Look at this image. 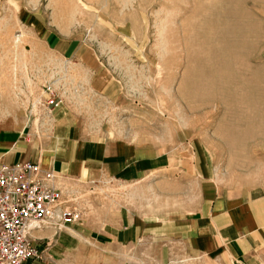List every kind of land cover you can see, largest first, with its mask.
<instances>
[{"label": "rangeland", "instance_id": "rangeland-1", "mask_svg": "<svg viewBox=\"0 0 264 264\" xmlns=\"http://www.w3.org/2000/svg\"><path fill=\"white\" fill-rule=\"evenodd\" d=\"M81 47L118 84L115 95L69 56ZM47 93L61 99L80 134L184 148L188 162L211 161L221 184H260L264 0H0V117L36 128L46 119ZM67 186L62 204L81 216L134 206V181ZM88 189L107 194L88 196ZM163 247L155 246L163 259H146L143 244L124 264H231L219 252Z\"/></svg>", "mask_w": 264, "mask_h": 264}, {"label": "crops", "instance_id": "crops-1", "mask_svg": "<svg viewBox=\"0 0 264 264\" xmlns=\"http://www.w3.org/2000/svg\"><path fill=\"white\" fill-rule=\"evenodd\" d=\"M51 48L60 54L65 50L56 44ZM70 54L101 92L116 94L118 84L89 61L88 49ZM49 96L56 97L44 96L46 119L36 128L0 117V165L31 160L59 173V205L68 201L63 197L67 185L101 177L134 181V206L120 203L70 223L41 220L30 231L41 256L29 262L124 264L136 259L134 249L143 244L150 247L146 259H163L166 253L156 255L155 246L166 249L178 242L199 254L219 252L231 264H264V180L247 188L226 186L211 161L200 155L188 162L184 148L173 153L148 140L80 134L61 99L49 104Z\"/></svg>", "mask_w": 264, "mask_h": 264}, {"label": "built area", "instance_id": "built-area-1", "mask_svg": "<svg viewBox=\"0 0 264 264\" xmlns=\"http://www.w3.org/2000/svg\"><path fill=\"white\" fill-rule=\"evenodd\" d=\"M55 98L49 96L47 103L56 104ZM59 176L31 160L0 165V264H35L29 260L41 254L30 231L41 220L52 217L70 223L80 219L79 209L59 205Z\"/></svg>", "mask_w": 264, "mask_h": 264}]
</instances>
